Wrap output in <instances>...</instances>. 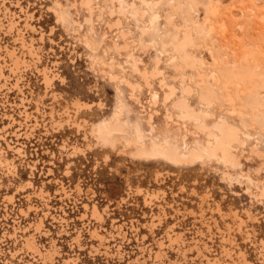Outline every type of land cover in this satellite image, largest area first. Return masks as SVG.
I'll return each instance as SVG.
<instances>
[{
  "label": "rangeland",
  "instance_id": "rangeland-1",
  "mask_svg": "<svg viewBox=\"0 0 264 264\" xmlns=\"http://www.w3.org/2000/svg\"><path fill=\"white\" fill-rule=\"evenodd\" d=\"M147 1L124 0L134 6L122 16L115 2L93 0L103 10L90 31L86 10L71 8L79 0H0V264H264V0ZM187 25L183 52L177 29ZM129 54L138 70L158 61L149 86ZM123 79L140 85L133 97ZM179 98L207 114L205 129L181 118ZM118 112L123 133L102 141L97 128ZM219 118L243 133L237 166L205 155ZM136 125L145 145L202 157H135Z\"/></svg>",
  "mask_w": 264,
  "mask_h": 264
},
{
  "label": "bare ground",
  "instance_id": "bare-ground-1",
  "mask_svg": "<svg viewBox=\"0 0 264 264\" xmlns=\"http://www.w3.org/2000/svg\"><path fill=\"white\" fill-rule=\"evenodd\" d=\"M110 1L116 3V6H117V10L119 12V15H122V16L123 15H126V14L128 15L129 14L128 13V9L129 8H132L134 6L133 2H131L129 4H127V3L125 4L124 0H110ZM143 1L146 3V5H150V2H148L147 0H143ZM172 1L173 0H170V2H172ZM93 5H94L93 4V0H79L78 3L73 2L71 4V8H74V10H75V12H76L77 15H79L77 13L78 12L77 11V8H76L77 6H79L80 8L86 10L87 16H85L83 18V23H86L90 27V31L93 30V24H92V18L91 17H92V14H93L94 10L96 9L98 11V17H100V14L102 12L101 10H103L101 8V6H98V5L93 6ZM111 5H113V4H111ZM124 6H126V8ZM177 8H181V4L180 3H177ZM51 10H54V9H51ZM210 10H211L212 14H215L216 7L214 9L211 6ZM53 13H54V16L56 15V17H57V20L56 21L60 20V21L64 22V17L60 13H58L56 11H53ZM216 13H217V10H216ZM109 14H112V11H109ZM146 14H147V12L145 10H142L141 13H140V17L143 18ZM111 17H110V20H111ZM130 17L133 18V14H130ZM158 17H159V15H155L152 18H150V20H149V22L147 24V27L148 26H153L155 24V22H156V20H157ZM77 19L79 20V18H77ZM97 20H99V19H97ZM114 20H115V18H114ZM112 21H113V18H112ZM112 21H110V22H112ZM120 22H121V20L118 17V19H116V21L113 22L112 25L113 26H119L120 25ZM72 24L75 25V26H77V27H80V22L79 21L72 20ZM81 24H82V22H81ZM112 25L108 23V26L109 27H111ZM113 26H112V28H114ZM222 27H224V26H222ZM127 30L128 29H126V31ZM177 30H180V37H179V42L177 44V48L180 51H183L184 52L186 50V48L189 45H191V43H192V38H193L192 37V30L193 29H192V27H190L189 25H187V26H184L181 29H177ZM126 31L119 29V34L122 37V39H125L124 37H126L125 36L126 35ZM144 32H146V28L145 27L141 28V33H144ZM141 43H143V42H141ZM125 47H126V44L123 45L122 47H119V48L116 46V48H118L120 50H124ZM12 54L13 53L8 52L9 59L11 61L10 72H12L13 70H17L18 69V66H19V65L17 66V64L15 62V59L12 58V56H14ZM14 58H15V56H14ZM128 58L131 60V62H130L131 71L138 73L139 76H140V78H142L143 81L145 82V85L146 86H149V83H148L149 76H154V75H158L159 74L158 69H157V63H158V61H156V66L154 67L153 71L152 72H148L145 69H143V70H138L137 69V67H136V61L133 59V56L131 54L128 55ZM38 59L39 58H37V61H38ZM193 64H194V59H191V65H193ZM110 67H112V66L110 65ZM39 72L42 75L43 84L45 86H50V83H52L51 81H52L54 75L47 68H43L42 70H39ZM109 76H110L111 79L112 78H115L112 74H110ZM122 82L125 83V85L130 89V91H131V97L134 96L133 95V92H134L135 88L136 87H140L139 84H133V83H131L128 80H125V79H123ZM262 87H263V85H262ZM203 90L207 94V99H209L211 97V94L213 93V91L210 88L206 87V86H203ZM173 91H174L173 88L172 87H169L168 88V93L165 94L164 99L170 98L173 95ZM185 91L186 92H190V88L187 86L186 89H185ZM151 97L154 100L156 98V95L153 94ZM228 99L231 102V99H230L229 96H228ZM75 102L77 103V101H75ZM80 103H77L78 105L75 104V103L74 104L78 108V107H80V105H79ZM83 105H84V103H82V106ZM173 105L174 106H177V107H179L181 109V111H182L181 118H183V119H189V120L193 119V120L196 121L197 128H201V129H205L206 128L201 120L198 121L199 114L202 117H206L207 116L206 113H203L202 111H198V112L194 111L188 105V103L186 102V100L184 98L177 99L174 102ZM76 106H74V107L76 108ZM87 106H88V104L85 103L84 108H88ZM80 109H82V108H79V110ZM88 110L90 111V108ZM67 111H68L67 113H65L66 111L64 113L71 119V117L69 116V110H67ZM50 118L52 119V115L51 114H50ZM69 118H68V120H69ZM113 118L114 119H113V121H112L111 124H104L100 128H97V131L96 132H97L98 138H100L104 142H107L108 141L107 137L110 134H117V135H119V134H122L123 133L122 132V128H121V124L119 122V112L116 113ZM167 118L170 119L169 116ZM73 120H74V118H73ZM151 121H152V116L149 115L147 123H148V126L150 127V131H152V129H153L152 128V125L150 124ZM60 122H59V126L62 125V122L63 121L61 123ZM55 123L56 122H54L53 124L55 125ZM72 124H73V126L74 125L77 126V127L80 126L75 121H73ZM55 126H58V124L56 123ZM92 128H91V131H94ZM134 129H135V132H136L137 140H132L131 139V140H129V143H131L132 145L135 146V150L137 152L136 154L139 155V156L137 155L135 157H140V156H144V157L147 156V157H151V158L152 157H157V158H162V159H165V160H167L169 162L176 163V164L183 163V162H189L190 163V160H193V159L195 160L197 158H199V160H200V158L202 157V154L196 148H192L191 150H188V151L185 150V149L183 151H179V150H177V148L175 146L171 145L167 141H164V143H163L164 146L158 145V144L154 143V141H151L150 143H148V144L145 145V144H143V143L140 142L143 139V137H142L141 130L139 129V127L136 125ZM242 135H243V133L241 134L240 131H239V129L236 128L234 125L228 123L224 118H219V120L213 125V128L211 130L210 129H207V138H208V141L206 143V152H205L206 157L208 159L209 158H214V159L220 160L223 163L228 164V165H231V166H237V165H239L238 160H237V158H236V156L234 155L233 152L235 151V149H234V146L235 145H238V146H241V147L243 146L244 139H243ZM128 145H126V146H128ZM223 175H227V174L224 173ZM226 178H228V176ZM152 194L146 193L144 197L147 198V199H151V198L156 197L155 195H157V194H155L154 197H152ZM154 199H156V198H154ZM150 202H151V200H150ZM25 239H24V242L22 244H23V246L25 248L30 249V247H31L32 244L30 243L31 244L30 245L27 240L25 241ZM33 249H34V246H33ZM35 249H37V248H35Z\"/></svg>",
  "mask_w": 264,
  "mask_h": 264
}]
</instances>
